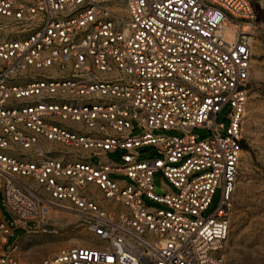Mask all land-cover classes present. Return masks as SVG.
Wrapping results in <instances>:
<instances>
[{
  "label": "built area",
  "instance_id": "2783aa9c",
  "mask_svg": "<svg viewBox=\"0 0 264 264\" xmlns=\"http://www.w3.org/2000/svg\"><path fill=\"white\" fill-rule=\"evenodd\" d=\"M0 16L5 205L16 226L37 221L28 232L49 234L59 232L52 209H71L103 243L31 262L18 243L7 250L14 229L0 210V264H224L253 1L0 0ZM225 22L237 24L232 43ZM227 106L225 126L216 120ZM150 146L158 155L142 159ZM117 152L118 162L108 156ZM156 172L173 189L156 193ZM217 189L220 203L205 216Z\"/></svg>",
  "mask_w": 264,
  "mask_h": 264
},
{
  "label": "rangeland",
  "instance_id": "374dc122",
  "mask_svg": "<svg viewBox=\"0 0 264 264\" xmlns=\"http://www.w3.org/2000/svg\"><path fill=\"white\" fill-rule=\"evenodd\" d=\"M257 8L258 19L253 37V58L249 101L243 125L242 160L239 175L230 200V231L224 248V264H264V0H252ZM255 8V9H256ZM237 24L225 22L222 28L225 41L232 43L236 39ZM230 108L225 107L217 117L218 123L229 125L227 118ZM136 128L133 134H139ZM201 139L211 132L205 128L194 129ZM157 151L148 147L142 159L155 158ZM109 158L121 160V152L110 153ZM95 162L98 159L95 158ZM155 191L164 194L166 189H173L162 172L154 175ZM221 200V189H217L205 216L212 213ZM152 207L160 204L147 200ZM57 209V208H55ZM68 213L53 215L49 221L59 227L57 234L28 232L29 228H38L37 221H29L27 227L16 226L14 217L5 205L0 192V210L14 229L6 246L9 250L15 243L20 246L19 254L31 262H40L54 256L63 248L101 246L103 243L89 233L81 224L80 216L71 209L58 208ZM54 247V251L52 250Z\"/></svg>",
  "mask_w": 264,
  "mask_h": 264
},
{
  "label": "crops",
  "instance_id": "0c3cea01",
  "mask_svg": "<svg viewBox=\"0 0 264 264\" xmlns=\"http://www.w3.org/2000/svg\"><path fill=\"white\" fill-rule=\"evenodd\" d=\"M0 20H3L5 21V18L3 16H0ZM6 32L8 34H10V36H15V29L13 27H9ZM53 146H56V147H60L59 144H47L46 147L47 148H51ZM53 155L55 156H58V157H62V153L61 152H54ZM55 249H57L56 247H54L52 250L54 251Z\"/></svg>",
  "mask_w": 264,
  "mask_h": 264
},
{
  "label": "bare ground",
  "instance_id": "6f19581e",
  "mask_svg": "<svg viewBox=\"0 0 264 264\" xmlns=\"http://www.w3.org/2000/svg\"><path fill=\"white\" fill-rule=\"evenodd\" d=\"M62 213H68V211L66 210V211H63V210H60V209H52V211H51V215H50V217L51 216H53V215H56V216H59V215H61Z\"/></svg>",
  "mask_w": 264,
  "mask_h": 264
},
{
  "label": "trees",
  "instance_id": "16d2710c",
  "mask_svg": "<svg viewBox=\"0 0 264 264\" xmlns=\"http://www.w3.org/2000/svg\"><path fill=\"white\" fill-rule=\"evenodd\" d=\"M255 8H256V7H255ZM256 10H257V8H256ZM258 19H261V18L258 17ZM243 146H245V144H244V142L242 141V147H243Z\"/></svg>",
  "mask_w": 264,
  "mask_h": 264
},
{
  "label": "water",
  "instance_id": "95a60500",
  "mask_svg": "<svg viewBox=\"0 0 264 264\" xmlns=\"http://www.w3.org/2000/svg\"><path fill=\"white\" fill-rule=\"evenodd\" d=\"M141 151L145 152V151H146V149H143V150H141Z\"/></svg>",
  "mask_w": 264,
  "mask_h": 264
}]
</instances>
